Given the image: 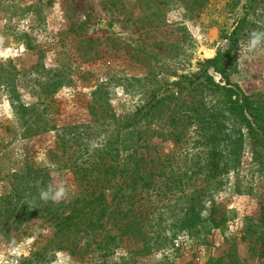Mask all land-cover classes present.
Wrapping results in <instances>:
<instances>
[{"label": "rangeland", "instance_id": "374dc122", "mask_svg": "<svg viewBox=\"0 0 264 264\" xmlns=\"http://www.w3.org/2000/svg\"><path fill=\"white\" fill-rule=\"evenodd\" d=\"M109 1L113 6L106 0H0V195L6 173H17L32 161L48 168L46 184L39 185L42 189L62 184L67 195L60 201L71 199L77 191L75 174L50 158L74 154L80 164L101 154L115 128L106 114L132 115L151 91L176 90L169 85L180 76L205 84L208 76L222 85L228 80L264 109V40L250 46L253 31L264 33V0L252 4L235 34L231 33L244 16L245 0H209L193 12L172 0L161 5ZM204 51L213 55L205 57ZM216 55L226 79L200 64ZM183 100V107H199L209 106L217 97L203 90L189 92ZM91 106L96 116L90 115ZM166 124V120L138 124L131 131L135 139L136 134L150 136L157 125L163 127V137L152 135V152H174L173 168L184 171L198 152L194 142L200 132L196 123L187 124L175 143ZM241 161L238 177L229 174L230 183L215 197L228 211L222 229L213 230L204 245L191 246L186 237H177L173 247L137 263L205 264L221 257L219 264H233L235 255L238 264H264V258L250 253L240 240L245 229L258 231L264 175L253 171L247 146ZM22 230L26 233L17 237L19 232H13L10 236H17L10 241V236L0 234V264H20L52 236L41 219ZM45 253L37 264H78L66 251L48 248ZM125 253L117 251L110 263H119Z\"/></svg>", "mask_w": 264, "mask_h": 264}, {"label": "trees", "instance_id": "16d2710c", "mask_svg": "<svg viewBox=\"0 0 264 264\" xmlns=\"http://www.w3.org/2000/svg\"><path fill=\"white\" fill-rule=\"evenodd\" d=\"M142 1L157 5L164 2ZM172 1L193 12L202 10L209 0ZM255 1L245 0L244 16L238 19L231 34L239 29ZM117 6L124 11L121 3ZM159 11L157 8L154 12ZM203 53L205 57L213 55L211 51ZM220 61L221 57L216 55L200 64L209 65L223 77ZM205 81L206 84L195 83L180 76L169 85L176 90L165 89L160 94L151 91L148 101L132 115L119 118L106 114L115 125L107 137L106 149L84 163L78 164L74 154L67 159L51 157V161L56 159L59 166L70 168L76 176L77 191L67 201L40 199L39 185L46 184L49 178L46 166L26 161L17 173L7 172L3 177L5 191L0 195V234L10 236L19 232L18 236L8 237L10 241L26 233L23 226L39 219L52 233L41 250L20 264H37L47 256L48 248L68 252L78 264H140L138 259L173 247L177 237H186L191 246L204 245L213 230L222 229L228 211L216 203L215 197L230 183L229 174L238 177L246 146L253 171L264 175V109L228 80L222 85L208 76ZM203 90L217 100L209 106L183 107L184 95ZM171 105L174 107L167 113ZM95 110L90 107L91 116H96ZM164 120L170 127L167 134L175 143L184 136L187 124L196 123L200 132L199 140L194 142L198 152L184 171L173 168L174 152H152V135L163 137V127L157 125L150 136L135 133L133 137L131 130L138 124ZM62 146L66 156V143ZM238 179L234 181L237 189ZM257 226L256 233L245 229L240 240L247 244L250 253L264 258V204ZM123 249L126 253L119 263H110L109 258ZM233 258V264H238V257ZM221 259L209 258L205 264H219Z\"/></svg>", "mask_w": 264, "mask_h": 264}, {"label": "clouds", "instance_id": "9594fccd", "mask_svg": "<svg viewBox=\"0 0 264 264\" xmlns=\"http://www.w3.org/2000/svg\"><path fill=\"white\" fill-rule=\"evenodd\" d=\"M264 40V33H257L253 31L251 33L250 46L255 47L257 44ZM67 195V189L61 184L59 186L49 185L47 189H42L39 193L40 199L45 202L51 200L53 202H58L65 198Z\"/></svg>", "mask_w": 264, "mask_h": 264}]
</instances>
